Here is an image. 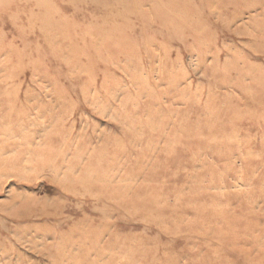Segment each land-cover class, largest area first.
<instances>
[{"label":"rangeland","instance_id":"374dc122","mask_svg":"<svg viewBox=\"0 0 264 264\" xmlns=\"http://www.w3.org/2000/svg\"><path fill=\"white\" fill-rule=\"evenodd\" d=\"M0 264H264V0H0Z\"/></svg>","mask_w":264,"mask_h":264}]
</instances>
